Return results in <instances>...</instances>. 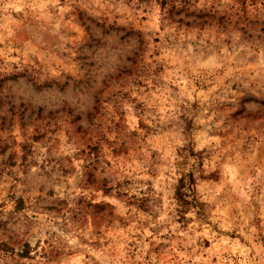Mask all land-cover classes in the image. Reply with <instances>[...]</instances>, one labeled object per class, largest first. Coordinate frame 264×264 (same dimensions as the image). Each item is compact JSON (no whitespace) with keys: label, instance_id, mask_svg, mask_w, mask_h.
I'll use <instances>...</instances> for the list:
<instances>
[{"label":"rangeland","instance_id":"obj_1","mask_svg":"<svg viewBox=\"0 0 264 264\" xmlns=\"http://www.w3.org/2000/svg\"><path fill=\"white\" fill-rule=\"evenodd\" d=\"M0 264H264V0H0Z\"/></svg>","mask_w":264,"mask_h":264},{"label":"trees","instance_id":"obj_2","mask_svg":"<svg viewBox=\"0 0 264 264\" xmlns=\"http://www.w3.org/2000/svg\"><path fill=\"white\" fill-rule=\"evenodd\" d=\"M178 196H179V198H180V199H183V197H182V196H183V194H182V193H181V194L179 193V195H178Z\"/></svg>","mask_w":264,"mask_h":264}]
</instances>
